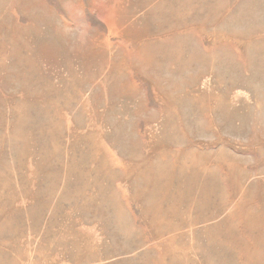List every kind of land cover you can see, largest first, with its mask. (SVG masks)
Segmentation results:
<instances>
[{"label": "rangeland", "instance_id": "rangeland-1", "mask_svg": "<svg viewBox=\"0 0 264 264\" xmlns=\"http://www.w3.org/2000/svg\"><path fill=\"white\" fill-rule=\"evenodd\" d=\"M0 264H264V0H0Z\"/></svg>", "mask_w": 264, "mask_h": 264}]
</instances>
